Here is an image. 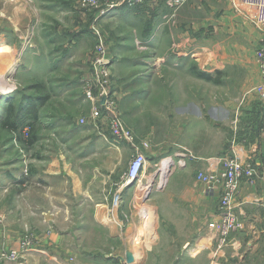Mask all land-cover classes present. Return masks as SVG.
Here are the masks:
<instances>
[{"label":"crops","instance_id":"obj_1","mask_svg":"<svg viewBox=\"0 0 264 264\" xmlns=\"http://www.w3.org/2000/svg\"><path fill=\"white\" fill-rule=\"evenodd\" d=\"M56 1L48 13L58 7L65 18L72 8L79 41L95 45L103 38L123 120L138 144L149 145L145 169L167 153L168 177L123 186L133 148L104 141L105 124L85 126L39 160L26 158L29 178L18 192L19 185L0 191L6 247L18 249L24 226L42 236L18 262L0 264H264V177L240 182L235 212L244 228L224 244L217 236L218 189L205 195L196 179L219 172L228 156L264 169V114L242 113L235 95L260 81L261 35L250 5L257 0H147L111 12L91 27L94 35L88 17L69 7L79 0ZM217 86L233 91L232 100L209 102L207 93ZM44 218L55 219L51 230ZM1 244L0 232V251Z\"/></svg>","mask_w":264,"mask_h":264},{"label":"rangeland","instance_id":"obj_2","mask_svg":"<svg viewBox=\"0 0 264 264\" xmlns=\"http://www.w3.org/2000/svg\"><path fill=\"white\" fill-rule=\"evenodd\" d=\"M57 3L56 0H0L1 192L7 193L10 186L12 188L14 185H24V181L29 178L24 172L30 171L26 158L39 160L44 150L56 148L58 143L69 141L85 126L89 127V124H79V120L87 116L89 110L83 98L81 83L89 72L90 54L95 45L90 38L78 40L81 38L77 29L79 22L75 21L78 14L71 13L72 8L65 18L59 16L58 7H51L52 13H48V5ZM76 4L69 7L77 10ZM118 9L120 8L113 11ZM86 17L89 25L87 26L94 35L91 27L105 17L98 20L89 18L88 15ZM212 76L217 75L213 73ZM231 84L233 85V82L229 83ZM257 84L250 88L247 84L248 88L242 85L241 90L235 92L242 113L250 110L258 115L264 114V99L253 94ZM207 95V100L212 102L220 99L232 100L234 93L228 91L227 87L222 89L217 86L209 89ZM152 106L154 105L150 103L148 107ZM193 120L200 124L211 121L210 118ZM162 126L166 124H161ZM158 137L156 132L153 139L155 144L160 143ZM241 140H245L244 143L242 141L243 144H248V135L242 134ZM169 162L167 153L159 156L144 170L146 174L141 175V180L155 181V184H158L160 180L168 177ZM20 185L14 187L17 192L21 189ZM156 188L147 187L146 191ZM3 201L6 202L5 199ZM4 220L5 216L1 215L0 261L16 263L24 254L35 250L37 244L40 245L42 236L35 229L24 226L17 239L18 249L7 248L8 231ZM54 220L44 218L42 223L46 225L47 230H51V222L54 224ZM239 233L242 231L237 234L240 235ZM29 234H32L36 243L33 244V249L22 252L20 241ZM44 235L48 236L46 232ZM217 236L222 244L228 237L221 241L220 235ZM12 252H18L17 259H9Z\"/></svg>","mask_w":264,"mask_h":264},{"label":"built area","instance_id":"obj_3","mask_svg":"<svg viewBox=\"0 0 264 264\" xmlns=\"http://www.w3.org/2000/svg\"><path fill=\"white\" fill-rule=\"evenodd\" d=\"M147 0H79L76 9L84 15L93 17L94 20L108 16L117 8H136L146 3ZM244 0H232L234 5H240ZM183 0H172V3L180 4ZM255 9L254 24L260 32L261 39L255 50V63L259 69L260 81L253 90L255 96L264 99V0H257L250 4ZM112 59L105 48L104 40L98 35L96 44L90 54L89 72L82 80L81 90L84 101L89 110L85 117L79 120V124L90 125L101 130L105 124V133L102 138L110 145L128 144L134 150L126 172L121 177L123 186L131 183H139L145 170L146 157L143 150L148 149L146 142L138 144V139L125 124L115 96L111 73ZM27 175L26 171L24 172ZM264 177V169L256 170L250 163L242 162L234 157H225L221 162V170L217 173H199L196 179L205 186V195L217 192L219 196V223L218 234L220 240L230 234H237L243 230V224L238 219L235 206L238 197V188L241 180L252 184L256 179ZM22 252L33 249L36 243L32 234L24 236L20 241ZM18 258V252H12L10 260Z\"/></svg>","mask_w":264,"mask_h":264},{"label":"trees","instance_id":"obj_4","mask_svg":"<svg viewBox=\"0 0 264 264\" xmlns=\"http://www.w3.org/2000/svg\"><path fill=\"white\" fill-rule=\"evenodd\" d=\"M195 75H196V77H198V78H205V75H203L202 73H195ZM207 78H209V80H211V78H210V76L208 77V76H206Z\"/></svg>","mask_w":264,"mask_h":264},{"label":"bare ground","instance_id":"obj_5","mask_svg":"<svg viewBox=\"0 0 264 264\" xmlns=\"http://www.w3.org/2000/svg\"><path fill=\"white\" fill-rule=\"evenodd\" d=\"M142 221V220H141ZM143 229V228H142ZM140 230V229H139Z\"/></svg>","mask_w":264,"mask_h":264}]
</instances>
